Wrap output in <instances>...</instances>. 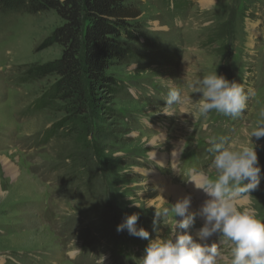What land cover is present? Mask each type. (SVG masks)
Wrapping results in <instances>:
<instances>
[{
	"label": "rangeland",
	"instance_id": "rangeland-1",
	"mask_svg": "<svg viewBox=\"0 0 264 264\" xmlns=\"http://www.w3.org/2000/svg\"><path fill=\"white\" fill-rule=\"evenodd\" d=\"M130 3L141 12L133 21L138 31L123 40L135 54L109 70L120 85L93 119L91 148L73 136L45 138L57 114L34 106L55 76L28 80L24 74L32 64L61 56L60 45H48L61 17L55 10L0 13V264H99L102 257L103 264H141L149 241L117 232L124 216L137 213V227L153 239L166 236L175 193L195 199L189 172L217 175L210 141L247 142L264 110V0ZM214 71L244 87L248 100L241 117L181 114L192 104L177 105L173 116L159 111L166 85L190 91L192 80ZM190 95L193 101L201 96ZM255 143L260 186L239 202L264 220V138ZM159 153L168 157L164 166ZM154 174L162 180L149 182ZM197 205L195 200L190 212ZM165 207L169 215L160 218L156 233L153 216ZM202 223L197 218L195 227ZM223 252L220 264L228 258L227 241Z\"/></svg>",
	"mask_w": 264,
	"mask_h": 264
},
{
	"label": "clouds",
	"instance_id": "clouds-1",
	"mask_svg": "<svg viewBox=\"0 0 264 264\" xmlns=\"http://www.w3.org/2000/svg\"><path fill=\"white\" fill-rule=\"evenodd\" d=\"M166 86L167 95L162 97L165 104L159 111L168 116L175 115L177 105L183 109V106L192 104L191 110L184 109L181 114L193 117L198 114L203 118L212 111L238 118L247 108L248 94L244 87L217 71L192 80L188 84L190 91L172 84ZM192 93L201 96L193 101ZM247 136L245 143H234L223 137L210 141L207 151L212 154L211 168L217 173L216 177L210 179L203 173L190 171L188 179L196 189L203 190L208 199L192 212L189 211L190 196L172 204L174 223L166 236L157 234L153 239L148 230L137 227V213L124 216L116 231H127L130 236L149 241L141 264H220L226 241L229 243L226 264H264V220L258 218L251 206L239 202L260 186L261 166L255 141L264 138V110L258 113L255 126ZM134 206L140 204L134 202ZM168 215V208H156L152 220L154 232L159 233L160 218L163 217L164 221ZM197 218L203 221L199 228L195 227ZM213 237L218 239L209 243ZM103 260L104 257L99 264H103Z\"/></svg>",
	"mask_w": 264,
	"mask_h": 264
},
{
	"label": "trees",
	"instance_id": "trees-1",
	"mask_svg": "<svg viewBox=\"0 0 264 264\" xmlns=\"http://www.w3.org/2000/svg\"><path fill=\"white\" fill-rule=\"evenodd\" d=\"M45 10H55L63 20L48 38V45H60L63 51L59 58L25 70L28 80L55 76L34 107L57 114L45 131L46 139L73 136L76 143L91 148L93 119L120 85L109 70L133 59L135 53L123 38L134 39L138 28L133 21L141 12L130 0H0L5 15Z\"/></svg>",
	"mask_w": 264,
	"mask_h": 264
},
{
	"label": "bare ground",
	"instance_id": "bare-ground-1",
	"mask_svg": "<svg viewBox=\"0 0 264 264\" xmlns=\"http://www.w3.org/2000/svg\"><path fill=\"white\" fill-rule=\"evenodd\" d=\"M167 159H168V157H167V155L165 154V153H159L158 155H157V162L160 164V165H162V166H164V165H166L167 164ZM173 159H174V161H176V160H178V156L177 155H175L174 157H173ZM149 172H152V171H149ZM162 178H163V176L162 175H160V174H154V175H151L150 176V180H149V182H159V181H161L162 180ZM198 179V178H197ZM192 185V186H191ZM189 187L191 188V191H195L196 192V196H195V199H192L191 198V207L193 208L194 206H195V200L197 201V202H199V205L200 204H202L206 199H208V197L206 196V194L203 192V190H198V189H196L194 186H193V184H191ZM172 188V187H171ZM176 188V187H175ZM185 196H187L186 195V192L185 191H179L178 193H175V198H176V200H179V199H182V198H184ZM199 205H197L198 207H199ZM195 208V207H194ZM189 211H191V210H189Z\"/></svg>",
	"mask_w": 264,
	"mask_h": 264
}]
</instances>
